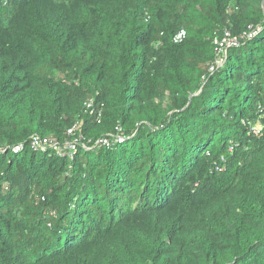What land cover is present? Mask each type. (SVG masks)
Returning a JSON list of instances; mask_svg holds the SVG:
<instances>
[{"label": "trees", "instance_id": "1", "mask_svg": "<svg viewBox=\"0 0 264 264\" xmlns=\"http://www.w3.org/2000/svg\"><path fill=\"white\" fill-rule=\"evenodd\" d=\"M0 264H264V0H0Z\"/></svg>", "mask_w": 264, "mask_h": 264}, {"label": "built area", "instance_id": "2", "mask_svg": "<svg viewBox=\"0 0 264 264\" xmlns=\"http://www.w3.org/2000/svg\"><path fill=\"white\" fill-rule=\"evenodd\" d=\"M215 43L218 47V58L217 64H221L226 52V48L231 45H236L238 43L237 38L232 37L229 31L224 33L223 37H216ZM211 70H214V66L211 67ZM87 110L91 111L92 113H96L98 117V121H101V109L94 108V101L93 99L87 102ZM81 122H76L69 130L68 135L74 137L73 139H68L66 141L60 142L57 138L49 136V137H40L34 136L31 140V146L36 151L47 152L50 149L56 151L60 156H73V153L77 150L78 144L82 140V135L77 136L78 130H80ZM253 132L259 134L261 131V126L256 125L253 127ZM100 145L110 146V140L108 137H104L100 139L98 142ZM24 148L23 144H20L15 147V151L18 152Z\"/></svg>", "mask_w": 264, "mask_h": 264}]
</instances>
